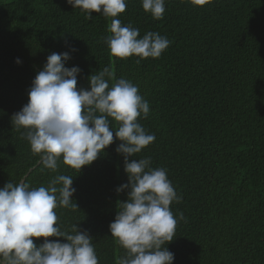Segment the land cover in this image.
<instances>
[{"label": "trees", "instance_id": "obj_1", "mask_svg": "<svg viewBox=\"0 0 264 264\" xmlns=\"http://www.w3.org/2000/svg\"><path fill=\"white\" fill-rule=\"evenodd\" d=\"M92 15L86 19L67 0H0V187L23 178L47 186L57 174L72 176L77 207L56 210L62 230H87L99 264H117L124 255L109 230L118 202L127 200V190L116 191L128 176L115 133L90 166L77 172L61 162L53 173L12 123L48 55L70 52L66 66L82 70L78 88L90 90L89 76L110 67L150 104L149 118L139 122L156 139L137 158L167 169L182 197L170 206L185 217L168 245L174 264H264V0H214L203 8L166 0L162 20L141 0H129L122 25L171 42L160 58L139 63L110 54L111 18Z\"/></svg>", "mask_w": 264, "mask_h": 264}, {"label": "clouds", "instance_id": "obj_2", "mask_svg": "<svg viewBox=\"0 0 264 264\" xmlns=\"http://www.w3.org/2000/svg\"><path fill=\"white\" fill-rule=\"evenodd\" d=\"M128 2L67 0L88 20L93 12L111 18L106 43L112 56L122 60L136 57L137 63L160 58L170 40L152 31L141 37L138 28L122 25L118 17ZM188 2L203 8L214 0ZM141 4L153 19L164 18L166 0H141ZM70 59V52L48 55L29 89L28 103L12 116L13 126L25 130L32 152L53 173H58L61 162L80 172L115 139L121 141L116 152L124 158L128 183L116 191L127 190V200L118 202L117 214L109 225L111 236L124 249L117 264H174L175 255L168 245L185 217L182 212L175 216L170 206L182 197L167 169L152 168L150 158H137L156 139L139 122L149 118V102L138 85L124 77L117 79L110 67L89 76L90 90L78 88L82 70L67 67ZM17 63L21 61L17 59ZM113 121L118 125L115 129ZM73 183L72 176L57 174L47 186L31 187L22 180L0 187V264H99L89 232L81 230L79 224L70 231L62 230L58 223L57 209L77 207ZM53 237L57 239H50ZM33 238H43V242L37 244Z\"/></svg>", "mask_w": 264, "mask_h": 264}, {"label": "water", "instance_id": "obj_3", "mask_svg": "<svg viewBox=\"0 0 264 264\" xmlns=\"http://www.w3.org/2000/svg\"><path fill=\"white\" fill-rule=\"evenodd\" d=\"M39 164H41V162H39ZM31 170L29 171V173L26 175V177L30 174ZM23 181H25V179L23 178Z\"/></svg>", "mask_w": 264, "mask_h": 264}]
</instances>
